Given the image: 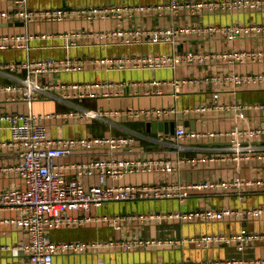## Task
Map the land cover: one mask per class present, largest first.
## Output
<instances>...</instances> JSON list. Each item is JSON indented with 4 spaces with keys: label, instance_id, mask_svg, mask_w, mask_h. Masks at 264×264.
<instances>
[{
    "label": "built area",
    "instance_id": "obj_1",
    "mask_svg": "<svg viewBox=\"0 0 264 264\" xmlns=\"http://www.w3.org/2000/svg\"><path fill=\"white\" fill-rule=\"evenodd\" d=\"M264 8V0H167L160 3H104L99 5L31 7L29 0H14L11 10L0 9V21L11 18L20 19L26 24L38 20L62 21L69 17H82L91 20L98 18L133 17L137 13L156 11L163 13L169 10L178 13L182 9L191 12L203 10H227ZM188 33L198 35H215L220 33L229 41H234L242 35L264 33V22H232L190 24L183 26L155 27H117L107 30H76L57 33L18 31L0 33V49L29 48L31 41L37 38H64L69 45H77L79 37L93 39L95 43L111 42L144 44V43H174L178 37ZM264 58V48L234 49L225 51H209L206 49L175 50L172 52H140L115 54L101 57L99 61L107 68H172L178 65H204L210 61H221L237 64L247 60L258 61ZM87 59L83 57H28L16 61H1L0 72L12 75L11 82L0 83V103L16 100L34 102L42 94H49L60 100L74 104V99L109 96L117 91L107 90L114 83L109 81H72L65 82L54 77L41 80V76L54 75L62 72H75L85 68ZM21 73L22 76H13ZM217 83H235L237 85L264 80V73L239 74L229 72L224 75L206 77ZM200 79L190 76L167 79L174 87V95L178 96L181 88ZM165 82V81H164ZM140 82L134 81V84ZM161 80H151L150 84H161ZM149 94H160L162 89H147ZM213 105L221 107L239 116V111L247 107L243 103H219V92L214 94ZM264 109V102L257 105ZM210 105L197 108L208 109ZM190 110L189 108L184 109ZM177 108L171 106L128 107L95 111L84 109L82 118L126 114L135 118H161L176 113ZM71 114H74L71 113ZM59 113L0 111V127H8V138H0V150L13 148L17 159L13 163L0 164V172L14 173L22 177L26 187H7L0 189V209H16V217L0 218L1 223L16 224L28 236V241H18L12 245L3 246L13 254L28 257L29 264H54L55 255L61 252H83L91 250L112 249L120 247L124 250L149 248L168 245L171 247L194 243L198 246L210 247L219 243H239L241 247L256 240L264 241V232L242 230L236 234L209 233L190 236L143 237L134 234L129 238H109L92 240L58 241L52 238L50 229L86 225L91 222H106L112 226H122L132 220L155 221L165 219L181 220H214L224 217H261L264 218V205H255L244 209L233 207H203L191 210L149 211L99 214L94 208L113 201L153 200L176 198L185 202L196 191L210 190L218 193H237L243 196L246 186L263 185L264 178L243 180L242 178L216 179L185 183L178 181L166 182H121L129 174L144 173L156 170L178 171L180 165L188 161L197 164L228 158L225 153L211 155L184 156L177 158H150L146 156H126L124 150L129 149L138 141L139 133L131 134H98L54 136L46 122L48 117H57ZM155 140L162 143L175 142L179 151L185 149L180 144L182 139L207 138L228 134L231 136V148L239 156L247 151L243 137L254 138L264 136V127L236 128L229 131H198L190 130L184 124H178L174 133L160 132ZM78 155L65 163L59 158H69ZM249 155L254 153L249 151ZM262 156L264 154L262 153ZM72 173H71V172ZM98 176L95 183H86L85 176ZM85 264H119L110 263L99 258L96 262ZM124 264V263H123ZM128 264H264V257L205 260L183 259L179 261L140 262Z\"/></svg>",
    "mask_w": 264,
    "mask_h": 264
},
{
    "label": "crops",
    "instance_id": "obj_2",
    "mask_svg": "<svg viewBox=\"0 0 264 264\" xmlns=\"http://www.w3.org/2000/svg\"><path fill=\"white\" fill-rule=\"evenodd\" d=\"M167 0H29L31 7H60L85 6L104 3H160ZM187 1V0H185ZM14 0H0V9L11 10ZM8 25H0V33H14L30 31L32 33L62 31H76L84 29L107 30L123 27H155V26H183L190 24H210L232 22H264V8L240 10H203L191 12L182 9L178 13L169 10L158 13L156 11L137 13L133 17L98 18L95 20L82 17H69L62 21L38 20L30 24H22V20L11 18ZM12 23V24H10ZM234 49L264 48V33H250L242 35L234 41H229L224 35H198L188 33L181 35L174 43H144L128 44L111 42L107 44L95 43L93 39L79 37L77 45H69L64 38H37L31 41L29 48L0 49L1 61H16L28 57H83L87 59L84 69L75 72L55 73L41 76V80L54 77L65 82L109 81L113 86L105 88L117 91L109 96L98 95L74 99V104L60 100L49 94H42L34 102L16 100L0 103V111L48 112L59 113L57 117H48L46 122L50 133L54 136L98 135V134H131L139 133L138 141L129 149L124 150L126 156H146L150 158H177L179 155H211L225 153L228 158L200 161L197 164L183 162L178 171L156 170L144 173H133L121 179V182H166L195 181L242 178L243 180L264 178V136L243 137L247 151L239 156L231 148V136L222 134L207 138L182 139L185 149L179 151L175 142L162 143L155 140L160 132L154 133L148 128V122L153 120H175L184 124L190 130L198 131H229L237 126L241 128L264 127V109L258 103L264 102V80L237 85L235 83H217L205 79L213 75H224L229 72L239 74L264 73V58L258 61L247 60L237 64L221 61H210L204 65H178L172 68H107L99 59L108 55L128 54L140 52H172L175 50L206 49L209 51H225ZM23 74L13 73V76ZM190 76L200 80L194 81L181 88L179 95H174V87L167 79ZM161 80L163 83L151 85V80ZM12 75L0 72V83L11 82ZM134 81L140 82L134 84ZM165 81V82H164ZM162 89L160 94H149L147 89ZM219 92V103H243L247 107L239 111L236 117L233 112L213 105ZM208 109H199L201 105H210ZM156 107L171 106L178 109L167 117L135 118L126 114L108 115L105 118H82L84 109L107 111L110 109H124L128 107ZM190 110L185 111L184 109ZM74 114H71L73 113ZM188 121V122H187ZM188 123V124H187ZM170 126V125H169ZM8 127H0V138H8ZM249 151L254 155H249ZM78 155L69 158H59L65 163ZM17 159V152L13 148L0 150V164L13 163ZM71 172V171H70ZM72 173V172H71ZM83 180L90 184L98 181V176H85ZM7 187H26L22 177L14 173L0 172V189ZM255 205H264V184L248 185L243 196L237 193H214L210 190L194 192L185 202L176 198L153 200L113 201L94 208V212L101 215L149 212L191 210L203 207H233L244 209ZM16 209H0V218L16 217ZM242 230L255 233L264 232V218L261 217H233L227 216L214 220H181L165 219L155 221L132 220L122 226H112L106 222H91L86 225L61 227L50 229L53 239L58 241L92 240L109 238H129L134 234L143 237H172L190 236L209 233L236 234ZM27 234L21 227L12 223L0 224V264H29L28 257L13 254L10 249L3 247L18 241H28ZM254 256L264 257V241L256 240L241 247L239 243H219L210 247L186 243L182 246L168 245L152 246L124 250L120 247L112 249L91 250L83 252H61L55 255L54 264H85L96 262L99 258L110 263L128 264L140 262L179 261L183 259L205 260L208 258L244 259Z\"/></svg>",
    "mask_w": 264,
    "mask_h": 264
},
{
    "label": "water",
    "instance_id": "obj_3",
    "mask_svg": "<svg viewBox=\"0 0 264 264\" xmlns=\"http://www.w3.org/2000/svg\"><path fill=\"white\" fill-rule=\"evenodd\" d=\"M10 24H12V23H10ZM22 24H24V21L22 22ZM0 25L6 26V25H8V23L6 21H0ZM148 128L150 131H153L154 133H158L159 131H165L167 133H174L175 132V120H171V121H166V120L149 121L148 122Z\"/></svg>",
    "mask_w": 264,
    "mask_h": 264
}]
</instances>
